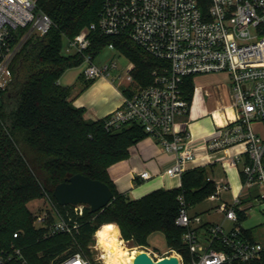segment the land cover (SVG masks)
Listing matches in <instances>:
<instances>
[{
    "label": "built area",
    "instance_id": "built-area-1",
    "mask_svg": "<svg viewBox=\"0 0 264 264\" xmlns=\"http://www.w3.org/2000/svg\"><path fill=\"white\" fill-rule=\"evenodd\" d=\"M52 26V19L38 10L37 0H0V107L13 83L12 63L22 43L30 34L46 35ZM97 32L126 37L150 56L169 64L154 71L147 86L137 85L132 75L134 68L119 76L121 84L127 83L124 99L105 118L107 130L132 122L140 124L148 137L175 157L165 174L180 178L195 158L191 135L178 122L179 117L189 115L192 104L184 98L183 81L191 76L195 85L197 76L224 74L231 86L236 116L216 127L207 147L212 152H227L233 146L243 145L249 161L243 168L245 180L241 191L248 194L255 185L264 187V137L253 127L255 123L264 127V0H103L97 23L67 39L64 47V54L83 57L84 75L89 81L109 78L112 70L117 69L115 63L97 66L94 57L87 53L91 36ZM205 95L209 97L207 91ZM221 161L229 170L236 166L239 157L226 156ZM140 177L146 180L150 175L144 172ZM212 182L215 191L208 200L219 202L217 210L234 228L227 232L222 225H208L200 235L201 218L192 216L180 197L176 224L184 229L182 240L189 251V264L261 261L264 245L247 240L240 226L241 196L227 204L221 194L230 188L228 183ZM260 198L264 200V192ZM84 208L77 206L74 211L81 216ZM38 221L40 227L46 226L50 216L46 213ZM77 229L76 223H69L54 210L47 235H73ZM177 256L179 264H185L183 257ZM14 257L23 259L20 249L12 254L0 253V264ZM55 264L92 263L77 253Z\"/></svg>",
    "mask_w": 264,
    "mask_h": 264
},
{
    "label": "trees",
    "instance_id": "trees-1",
    "mask_svg": "<svg viewBox=\"0 0 264 264\" xmlns=\"http://www.w3.org/2000/svg\"><path fill=\"white\" fill-rule=\"evenodd\" d=\"M102 6L103 0H37L38 10L52 19L53 26L42 37L30 34L13 60L14 80L0 107V253L12 254L18 248L23 259L14 257L3 264H55L81 252L83 242L109 222L120 226L121 239L136 246L146 247L152 234L162 233L167 248L181 255L185 264L190 262L184 229L176 224L179 198L188 207L208 199L215 191L209 170L185 171L177 189L156 190L137 200L125 198L108 170L127 160L130 148L148 134L135 122L107 130L105 119L86 120L85 111L70 101L72 89L59 85L67 70L84 62L81 55L64 54L66 40L97 23ZM110 45L132 60L133 78L142 86L152 82L154 71L169 65L126 37L98 32L91 36L87 53L95 59ZM182 90L191 104L195 90L191 76L184 79ZM77 174L108 185L114 194L111 203L96 213L85 206L81 216L74 206L59 205L53 197L55 187ZM42 198L51 202L59 217L76 223L75 240L69 234L47 235L53 217L46 226L33 227L27 206ZM238 216L241 221L244 215L238 211ZM245 264H264V257Z\"/></svg>",
    "mask_w": 264,
    "mask_h": 264
},
{
    "label": "crops",
    "instance_id": "crops-1",
    "mask_svg": "<svg viewBox=\"0 0 264 264\" xmlns=\"http://www.w3.org/2000/svg\"><path fill=\"white\" fill-rule=\"evenodd\" d=\"M67 70L59 85L72 89L70 101L72 104L85 111L88 121H100L116 111L123 103L125 88L116 79L111 77H100L87 80L84 71L78 77L70 78ZM208 79H214L219 88L220 100L217 107L209 101L205 91L210 83ZM198 80V81H197ZM196 92L194 93L191 111L189 115L179 117L178 122L182 129L190 133L192 145L195 148V158L186 165V170L195 168H207L209 178L214 182L225 181L229 189L221 194L222 201L231 204L236 196H241L240 212L243 218L240 226L247 240L264 245V200L260 197L264 192L261 185L253 186L248 194L242 193V185L245 180L243 168L249 161L243 145H236L227 152L211 151L208 147V139L217 126H222L225 119L233 121L236 113L232 106L231 86L226 75H202L197 76L195 81ZM229 113L231 115L229 116ZM258 135L264 137V127L260 123L253 125ZM238 156L239 161L234 168L226 170L221 161L224 157ZM175 162V157L165 153L162 148L150 137L143 139L130 148L129 158L111 166L108 170L109 176L116 186L119 194L129 200L140 199L156 190H172L181 186V177H169L165 171ZM264 163V159H263ZM148 173L149 179H142L141 173ZM207 204H205L206 202ZM204 202L194 206H200L191 211L192 216L201 218L202 235L208 225H222L225 231L230 232L234 228L231 221L225 219L224 215L217 210L219 202L206 199ZM204 203V204H203ZM258 207L260 211H253ZM256 210V209H255Z\"/></svg>",
    "mask_w": 264,
    "mask_h": 264
},
{
    "label": "rangeland",
    "instance_id": "rangeland-1",
    "mask_svg": "<svg viewBox=\"0 0 264 264\" xmlns=\"http://www.w3.org/2000/svg\"><path fill=\"white\" fill-rule=\"evenodd\" d=\"M94 63L97 66H103L106 64L115 63L117 66V69L112 70L111 79L115 78L116 82L120 75H123L131 68H135L134 63L127 55H125L124 53H122L116 48H109L108 46L105 47L95 57ZM85 68H86V64L85 62H83L81 65L69 69V72L67 75H70L69 76L70 78L78 77L85 70ZM195 81H196V78H195ZM214 81H215L214 79H208V83H210V86L207 87L206 91L210 95L208 100L213 103L214 107H217L216 103L218 100L221 99V97H218L220 92H219V88L215 85ZM136 83L137 85L142 86L138 82ZM122 84L124 85H122L121 87L124 88V86L127 83H122ZM205 204H207V202ZM200 206L191 207V211L196 210ZM27 207L32 213V216H33L32 224H33V227H35L36 229L40 227L38 219L42 215L47 213L50 217H53V214H54V207L47 198H42V199H37L35 201H32L28 204ZM255 209L253 211H257L259 208L255 207ZM69 237L75 240L77 236L73 234V235H69ZM120 240L123 242L124 247L127 248L130 252H135V254L137 252H142V251L147 252L154 260L165 257V255L167 256L178 255L177 252L173 250H169L167 248L165 237L162 233L152 234L148 239V245L146 247L133 245L131 242H127L121 238ZM78 242L79 241H75L77 245H78ZM83 243H84L83 245L85 246H83L81 248V252H79L81 253L82 256L86 257V259H88L92 264H105V261H104L105 259L103 258L105 253L103 252V249H101V247H98L97 242L94 238V234L91 237H89L86 240V242H83Z\"/></svg>",
    "mask_w": 264,
    "mask_h": 264
},
{
    "label": "water",
    "instance_id": "water-1",
    "mask_svg": "<svg viewBox=\"0 0 264 264\" xmlns=\"http://www.w3.org/2000/svg\"><path fill=\"white\" fill-rule=\"evenodd\" d=\"M53 197L61 206H87L92 213H96L111 203L114 194L105 183L77 174L57 185ZM133 264H179V258L170 255L154 260L142 251L135 254Z\"/></svg>",
    "mask_w": 264,
    "mask_h": 264
},
{
    "label": "bare ground",
    "instance_id": "bare-ground-1",
    "mask_svg": "<svg viewBox=\"0 0 264 264\" xmlns=\"http://www.w3.org/2000/svg\"><path fill=\"white\" fill-rule=\"evenodd\" d=\"M231 113H229V116ZM112 234H110L111 236ZM105 264H133L135 252H130L124 247L123 242H117L115 238L105 239L103 242Z\"/></svg>",
    "mask_w": 264,
    "mask_h": 264
},
{
    "label": "clouds",
    "instance_id": "clouds-1",
    "mask_svg": "<svg viewBox=\"0 0 264 264\" xmlns=\"http://www.w3.org/2000/svg\"><path fill=\"white\" fill-rule=\"evenodd\" d=\"M110 234H112L110 236ZM94 238L97 242L98 247L103 248V242L107 239L115 238L117 242L120 240V226L115 222H109L107 224H102L94 233ZM110 264V262H109Z\"/></svg>",
    "mask_w": 264,
    "mask_h": 264
}]
</instances>
